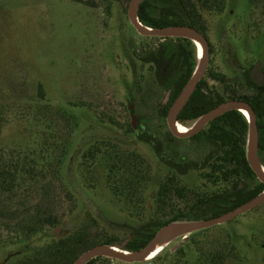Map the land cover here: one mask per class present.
I'll return each instance as SVG.
<instances>
[{
  "label": "rangeland",
  "instance_id": "obj_1",
  "mask_svg": "<svg viewBox=\"0 0 264 264\" xmlns=\"http://www.w3.org/2000/svg\"><path fill=\"white\" fill-rule=\"evenodd\" d=\"M129 1L0 0V166L1 160L12 170L25 164L34 173L0 196V264H44L47 250L68 239L78 257L101 244L127 250L145 238L140 230L151 221L218 212L210 198L228 184L204 179L210 168L202 163L203 170L178 172L138 136L155 135L178 161H204L214 150L170 133L164 110L173 84L145 58L175 43L138 34L127 17ZM203 17L205 91L250 95L248 70L258 61L264 67V0H223L221 11ZM179 123L190 128L195 120ZM131 153L140 174L109 176L113 157ZM262 160L264 166V153ZM47 219L55 223L35 225ZM214 256L222 264H264V203L177 238L155 259L102 257L93 264H203L201 258Z\"/></svg>",
  "mask_w": 264,
  "mask_h": 264
},
{
  "label": "trees",
  "instance_id": "obj_2",
  "mask_svg": "<svg viewBox=\"0 0 264 264\" xmlns=\"http://www.w3.org/2000/svg\"><path fill=\"white\" fill-rule=\"evenodd\" d=\"M223 0H145L139 10L140 21L150 27L160 28L178 25H189L198 29L203 34H206V26L204 23L203 11H221ZM157 38V37H155ZM164 41H171L175 43L171 47L164 43L151 52L145 61L155 65L158 75L165 80L172 81L173 97L172 101L178 96L182 88L192 76L196 65V46L188 39L184 38H158ZM213 78L223 83L227 82L224 75L216 74ZM252 93L247 96H238L232 93L228 97L212 96L205 91V81L199 82L193 95L180 112L178 120L180 122L194 121L202 114L216 107L227 100H243L252 106L256 117L259 129V157L263 162L264 153V87L256 85L248 76L246 77ZM171 101V102H172ZM169 105L164 110V116L168 113ZM139 133L141 141L150 144L157 155L167 165L176 169L182 174H186L190 170H197L198 164L210 168V171L203 173L204 179H210L214 183L228 184L230 187L228 191L223 194H216L210 198V202L218 208L212 217H217L238 205L250 200L264 190V184L257 181V178L246 159V141L248 133V121L245 116L239 111H230L213 120L203 131L194 137L183 139L202 142H207L212 146L211 155L206 156L204 161L190 162L178 161L172 156L168 155L165 148L158 138L146 131ZM173 138V137H172ZM175 139V138H173ZM175 141V140H173ZM172 141V142H173ZM134 158L133 160H130ZM4 164V165H2ZM5 163L1 160L0 166V196L6 195L13 191L15 186L22 187L28 184L25 177H33L32 171H25V164L19 170L8 169ZM201 167V166H200ZM142 164L139 159H136L134 153L125 155H116L111 160L109 166V176L117 174L118 172L127 171L130 175L142 171ZM247 181H255L254 187L249 189ZM168 188L163 186L158 193L160 198L159 206L164 202V195ZM204 203L206 201H200ZM211 217V218H212ZM204 216H189L185 217L187 220H200ZM182 217L174 218L170 221H151L141 232L145 233V238L142 240L135 239L128 246L132 250H137L143 247L148 240L156 233L158 229L172 221L183 220ZM55 219H47L44 222L41 220L35 222L37 227L47 224H54ZM144 229L146 231H144ZM32 230V227L29 229ZM34 230V229H33ZM78 240V239H76ZM73 243L68 240L61 241L47 250L46 261L44 264H73L78 258L77 253H73L71 249ZM233 248V247H232ZM234 250V248H233ZM97 259H93L87 264H91ZM203 264H222L221 256H214L211 258H201ZM220 260V261H219ZM40 261H25L22 264H39Z\"/></svg>",
  "mask_w": 264,
  "mask_h": 264
},
{
  "label": "water",
  "instance_id": "obj_3",
  "mask_svg": "<svg viewBox=\"0 0 264 264\" xmlns=\"http://www.w3.org/2000/svg\"><path fill=\"white\" fill-rule=\"evenodd\" d=\"M144 1L145 0H130L127 9V17L138 34L146 37L157 38H184L192 41L195 46H197L196 42H199L203 47V55L198 57V62L192 76L182 88L168 110L167 126L169 131L176 138L187 139L200 133L213 120L227 112L239 111L243 114L242 110H246L249 113V117H246L248 121L246 159L256 178L264 184V166L259 157V129L257 117L250 103L243 100L224 101L202 114L187 132H181L177 129L176 125L179 123L178 116L180 112L185 107L196 90L199 82L202 81L207 72L209 61V41L200 31L188 25L154 28L143 24L139 18V10ZM250 75L252 81L256 85L264 87V70L260 61H258L250 70ZM262 203H264V190L250 200L217 217L169 222L162 226L155 233L152 239L141 249L134 251L120 249L117 251V247L115 246L108 244L96 245L81 254L73 262V264H87L90 260L97 257L112 258L125 263L144 262L147 260V256L156 248L157 245L161 243L170 244L177 238L187 236L188 234L228 223L235 218L256 209ZM125 251L130 254H126Z\"/></svg>",
  "mask_w": 264,
  "mask_h": 264
},
{
  "label": "bare ground",
  "instance_id": "obj_4",
  "mask_svg": "<svg viewBox=\"0 0 264 264\" xmlns=\"http://www.w3.org/2000/svg\"><path fill=\"white\" fill-rule=\"evenodd\" d=\"M196 48H197V54H198V57H201L203 55V47L202 45L199 43V42H196ZM245 118L249 117V113L246 111V110H242ZM177 129L181 132H187L186 130V127L182 126V125H176ZM169 245V243H161L159 245L156 246V248L147 256V260H152V259H155L159 254H161L164 249ZM117 251H119L120 249H117ZM126 254H130L129 252H126Z\"/></svg>",
  "mask_w": 264,
  "mask_h": 264
},
{
  "label": "flooded vegetation",
  "instance_id": "obj_5",
  "mask_svg": "<svg viewBox=\"0 0 264 264\" xmlns=\"http://www.w3.org/2000/svg\"><path fill=\"white\" fill-rule=\"evenodd\" d=\"M188 26H189V25H188ZM191 27H192V26H191ZM193 28H194V27H193ZM195 29H196V28H195ZM197 30H198V29H197ZM198 31H199V30H198ZM201 33H202V32H201ZM202 34H203V33H202ZM203 35L207 38L206 34H203ZM207 40H208V38H207ZM196 50H197V48H196ZM252 68H253V67H252ZM252 68H251V69H252ZM251 69H250V70H251ZM250 70H248L249 75H250ZM263 70H264V67H263ZM250 78H251V75H250ZM251 80H252V79H251ZM206 93H208V92H206ZM171 100H172V99H171ZM174 100H175V99H174ZM172 103H173V101L169 103V108H170V106H171ZM169 108H168V110H169ZM182 110H183V109H182ZM243 115H244V114H243ZM178 117H179V116H178ZM197 119H198V118H197ZM197 119H196V120H197ZM196 120H195V121H196ZM178 125H182V124L178 123ZM208 125H209V124H208ZM208 125H207V126H208ZM182 126H184V125H182ZM207 126H206V127H207ZM184 127H186V129H187L186 131L189 130V128H188L187 126H184ZM206 127H205V128H206ZM205 128H204V129H205ZM204 129H203V130H204ZM203 130H202V131H203ZM170 133H171V132H170ZM198 134H199V133H198ZM196 135H197V134H196ZM194 136H195V135H194ZM194 136H192V137H194ZM175 138H176V137H175ZM190 138H191V137H190ZM187 139H188V138H187ZM207 166H208V165H206L205 167H207ZM201 170H203V169H201ZM158 230H159V229H158ZM158 230H157V231H158ZM157 231H156V232H157ZM154 235H155V234H154ZM154 235H153V236H154ZM153 236H152V237H153ZM152 237L148 240V242L152 239ZM148 242H147V243H148ZM147 243H146V244H147ZM146 244H145V245H146ZM129 245H130V243L126 245V249L129 250V251H130V250H131V251H134V250H132V249H130V248L128 247ZM145 245H144V246H145ZM144 246H143V247H144ZM141 248H142V247H141ZM141 248H139V249H141ZM137 250H138V249H137ZM158 256H159V255H158ZM101 258H102V257H97V258H94V259H98V260H99V259H101ZM105 258H106V257H105ZM92 260H93V259H92ZM90 261H91V260H90ZM90 261H89V262H90ZM95 261H97V260H95ZM95 261L92 262L91 264L95 263ZM139 263H140V262H139Z\"/></svg>",
  "mask_w": 264,
  "mask_h": 264
}]
</instances>
